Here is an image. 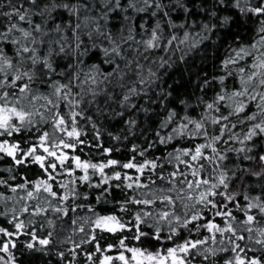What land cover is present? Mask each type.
Returning <instances> with one entry per match:
<instances>
[{
	"label": "snow or ice",
	"instance_id": "6c2138e0",
	"mask_svg": "<svg viewBox=\"0 0 264 264\" xmlns=\"http://www.w3.org/2000/svg\"><path fill=\"white\" fill-rule=\"evenodd\" d=\"M0 264H264V0H0Z\"/></svg>",
	"mask_w": 264,
	"mask_h": 264
},
{
	"label": "trees",
	"instance_id": "16d2710c",
	"mask_svg": "<svg viewBox=\"0 0 264 264\" xmlns=\"http://www.w3.org/2000/svg\"><path fill=\"white\" fill-rule=\"evenodd\" d=\"M208 55H209V59H210L211 58V55H212V50H209ZM194 64L197 67L200 66L201 61H200L199 57H197V59L195 60ZM209 67H211V64L210 63L208 65L204 66V70L207 71ZM169 82H171V81H169Z\"/></svg>",
	"mask_w": 264,
	"mask_h": 264
}]
</instances>
